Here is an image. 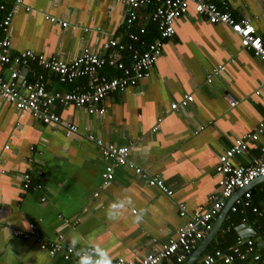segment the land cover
Returning <instances> with one entry per match:
<instances>
[{"label": "crops", "instance_id": "1", "mask_svg": "<svg viewBox=\"0 0 264 264\" xmlns=\"http://www.w3.org/2000/svg\"><path fill=\"white\" fill-rule=\"evenodd\" d=\"M215 1L235 19H248L264 43V0ZM24 4L34 11L22 7L14 13L9 31L12 54L32 50L69 59L83 46L105 53L103 43L111 37L129 42L126 7L114 0H24ZM0 5L1 22L13 1ZM151 9H138L134 30L147 29ZM47 14L67 26L49 22ZM174 26V34L162 40L149 76L138 86L105 96L103 115L75 105L52 106L62 119L77 125L78 131L70 136L62 127L44 124L29 111H18L0 99V264H77V258L49 256L34 239L14 234L30 223L45 239L60 232L67 243L71 234L79 233L82 240L77 247L100 244L109 250L112 262L121 257L137 263L176 237L187 220L178 215L177 203L185 204L190 213L208 206L209 196L220 193L214 173L220 154L236 137L255 131L264 116V60L242 47L228 25L208 22L192 5ZM6 35L0 27V40ZM219 65L223 68L215 74ZM15 67L26 78L42 71L35 64ZM8 73L0 65V74ZM87 83V78H80L62 84L47 75L46 86L67 91L76 85L86 88ZM186 94H192L193 100L172 109L171 104ZM158 117H162L160 127L152 131ZM88 132L117 145L132 141L131 161L161 178L172 196L125 165L115 167L112 179L100 186L104 161L98 147L82 137ZM261 145L263 136L250 143L247 153L234 156L233 163H250ZM27 173L30 187L24 188ZM236 194L239 191L232 197ZM124 195L132 204L109 219L107 206ZM206 249L196 264H201ZM185 262L169 258L164 264Z\"/></svg>", "mask_w": 264, "mask_h": 264}, {"label": "built area", "instance_id": "2", "mask_svg": "<svg viewBox=\"0 0 264 264\" xmlns=\"http://www.w3.org/2000/svg\"><path fill=\"white\" fill-rule=\"evenodd\" d=\"M12 1L13 8L7 11L0 22V27L7 33L6 37L0 40V65L9 70L8 76L0 74V99L8 101L18 111H29L44 124L62 127L67 136L76 133L78 127L74 122L62 119L52 106L55 103L63 106L75 105L83 107L89 114L103 115L105 107L102 101L105 96L115 91H124L129 86H138L149 76L151 67L161 54L162 40L174 34L176 20L187 12L190 5L199 17L208 22L228 25L238 35L242 47L264 60V43L254 25L246 18L235 19L226 6L221 7L215 0H114L126 7L124 20L128 30V43L120 37H111L103 43L105 53L83 46L69 59L32 50L12 54L9 31L14 13L22 7L28 12L34 11L24 4V0ZM149 5L152 9L147 18L156 24L158 30V35L152 41L145 40L142 36L147 31L146 27L137 26L138 31L134 30L138 9ZM0 8H3V5H0ZM45 18L62 27L67 26L66 21L58 20L49 14L45 15ZM109 49L113 51L107 53ZM32 63L39 65L42 71L34 73L33 78L21 77L15 66L25 67ZM108 68L114 70V73H109ZM222 68L223 66L219 65L213 72L216 74ZM47 75L54 76L62 84H72L80 78H87L88 85L86 88L76 85L67 91L51 90L46 86ZM210 76L207 75V80ZM192 100L193 95L186 94L182 100L173 102L171 108L177 109ZM234 103L232 100L231 104ZM161 121L162 117H158L151 130H158ZM260 136L264 137V116L255 131L236 137L232 145L220 154L214 167L220 193L209 196L208 206L201 205L189 213L185 204L177 203L178 215L187 217V220L179 227L175 238L164 243L160 250L146 254L137 263L119 257L112 264H164L169 258H173L176 263L187 260L195 247L212 230L218 214L236 192L239 191V194L233 198L229 210L235 211L241 202L245 206L249 205L250 184L264 176V145L259 147V154L248 164L235 165L233 158L247 153L250 143L257 141ZM82 137L98 147L104 161L100 186H105L112 179L115 167L125 165L142 174L149 185L172 196V190L165 186L161 178L151 176L131 161L129 155L134 148L132 141L117 145L105 142L89 132L84 133ZM23 181L24 188L30 187V174H24ZM95 194H98V191ZM41 199L45 200V197L42 196ZM252 211L261 214L256 207H252ZM14 234L24 239H34L39 248L49 256L77 258L76 250L64 242L60 232L55 238L48 240L40 235L34 223H30L28 229H15ZM258 243L264 245V238L259 239ZM255 244L253 237L243 238L238 235L225 249L216 248L205 252L201 257V264H264V254L257 251Z\"/></svg>", "mask_w": 264, "mask_h": 264}, {"label": "trees", "instance_id": "3", "mask_svg": "<svg viewBox=\"0 0 264 264\" xmlns=\"http://www.w3.org/2000/svg\"><path fill=\"white\" fill-rule=\"evenodd\" d=\"M8 0H0V3H5ZM152 6L149 5L148 9ZM158 35V30L154 22L148 23L145 39L151 41ZM35 64V63H32ZM36 65V64H35ZM110 73V72H109ZM114 73V72H111ZM249 205L245 206L242 202L237 205L235 211H229L224 219L221 230L215 236V239L211 241L205 252H210L216 248L225 249L229 244L233 243L238 233L236 227L242 222H248L253 229L257 231V236L253 237L256 241L255 248L260 253L264 254V245H260L259 239L264 238V182L259 183L251 190ZM252 207H256L261 214H257L252 211Z\"/></svg>", "mask_w": 264, "mask_h": 264}, {"label": "clouds", "instance_id": "4", "mask_svg": "<svg viewBox=\"0 0 264 264\" xmlns=\"http://www.w3.org/2000/svg\"><path fill=\"white\" fill-rule=\"evenodd\" d=\"M131 204L132 200L129 196L124 195L118 197L107 206L105 210L106 215L109 219H115L122 215ZM81 240L82 237L79 233H73L67 241L69 247L76 250L77 264H112V257L110 256L109 250L100 244L89 242L87 247L81 246L77 249V245L81 243Z\"/></svg>", "mask_w": 264, "mask_h": 264}, {"label": "water", "instance_id": "5", "mask_svg": "<svg viewBox=\"0 0 264 264\" xmlns=\"http://www.w3.org/2000/svg\"><path fill=\"white\" fill-rule=\"evenodd\" d=\"M264 181V176L259 177L257 179H255L250 186L258 183V182H262ZM241 192V191H240ZM233 198H230L225 207L220 211V213L218 214L213 228L212 230L205 236V238H203L201 240V242L199 243L198 247L195 249V251L192 252V254L188 257V259L186 260V262L184 264H196V260L197 258L202 254V252H204V250L209 246V244L211 243V241L213 240V238L216 236V234L218 233L220 227L222 226V223L228 213V209L230 207V205L232 204ZM237 233L239 236L246 238V237H256L257 236V231L255 229H253V227H251V225L248 222H243L241 224H239L236 227Z\"/></svg>", "mask_w": 264, "mask_h": 264}]
</instances>
